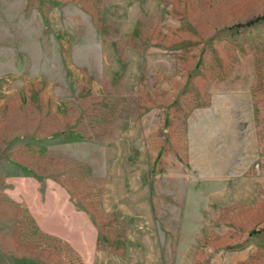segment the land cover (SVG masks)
Instances as JSON below:
<instances>
[{"label":"rangeland","instance_id":"obj_1","mask_svg":"<svg viewBox=\"0 0 264 264\" xmlns=\"http://www.w3.org/2000/svg\"><path fill=\"white\" fill-rule=\"evenodd\" d=\"M262 16L264 0H0V264H91L54 232L69 203L101 213L115 128L140 133L129 175L148 168L164 264H264ZM106 234L124 242L121 223Z\"/></svg>","mask_w":264,"mask_h":264},{"label":"crops","instance_id":"obj_2","mask_svg":"<svg viewBox=\"0 0 264 264\" xmlns=\"http://www.w3.org/2000/svg\"><path fill=\"white\" fill-rule=\"evenodd\" d=\"M137 122L140 123V119ZM115 131L120 136L119 140L107 142L104 147L113 151L111 153L109 150L112 158L107 160L101 170L106 174L100 199L101 217L100 214L96 216L86 210V207L69 203V212L62 214L63 230L58 229L59 232L54 233L59 236L68 235L70 247L75 252L90 253L91 264H164L153 229L148 168L144 170L143 176L129 175L134 172L141 173V167L136 163L139 148L133 144L137 142L136 139H140V133H137L135 138L134 134L125 133V129L115 128ZM126 142L128 146L124 148L132 156V161L128 163L124 149L121 155L117 156L121 150L119 147ZM141 188H144V194ZM120 223L123 225L124 242L120 247H116L118 245H115V242L119 236L111 239L106 232L110 234L113 229L118 230ZM60 231H63V234ZM75 237L79 238L78 244L73 241ZM99 240L101 245H98Z\"/></svg>","mask_w":264,"mask_h":264},{"label":"trees","instance_id":"obj_3","mask_svg":"<svg viewBox=\"0 0 264 264\" xmlns=\"http://www.w3.org/2000/svg\"><path fill=\"white\" fill-rule=\"evenodd\" d=\"M261 21H264V16L256 18L255 20L248 22V24L252 25V24H255V23L261 22Z\"/></svg>","mask_w":264,"mask_h":264}]
</instances>
